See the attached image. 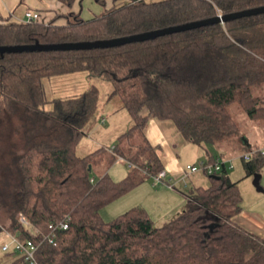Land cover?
<instances>
[{
  "label": "trees",
  "instance_id": "trees-1",
  "mask_svg": "<svg viewBox=\"0 0 264 264\" xmlns=\"http://www.w3.org/2000/svg\"><path fill=\"white\" fill-rule=\"evenodd\" d=\"M57 1L71 8L76 0ZM263 5L264 0H114L89 18L68 11L64 24L2 20L0 46L108 40ZM78 71L110 81L109 96L119 98L132 121L112 148L81 157L76 143L96 90L51 102L43 84L46 77ZM263 81L264 13L106 48L0 54V112L17 103L35 117L23 151H12L0 165V207L9 222L0 231L33 241L38 264H264V238L233 221L243 197L227 171L201 172L208 185L188 192L183 210L160 226L141 207L108 221L99 212L163 170L145 135L149 119L170 121L194 144H237L229 106L238 103L251 119L263 116V99L253 93ZM48 102L53 109L46 111ZM207 151L208 163L220 160ZM117 160L130 167L124 178L104 173L91 181L94 166ZM263 166L260 154L242 161L245 176ZM19 213L27 226L17 221ZM61 221L68 228L57 230L51 245L43 236ZM4 254L6 264H29L13 249Z\"/></svg>",
  "mask_w": 264,
  "mask_h": 264
},
{
  "label": "crops",
  "instance_id": "crops-1",
  "mask_svg": "<svg viewBox=\"0 0 264 264\" xmlns=\"http://www.w3.org/2000/svg\"><path fill=\"white\" fill-rule=\"evenodd\" d=\"M102 1L103 3L98 0H76L72 7L69 8L57 0H24L25 9H21V13H18L17 5L21 0H0V22L7 19L22 21L24 13L30 11L37 13L44 22L55 19V23L64 24L66 19L62 15L68 11L78 12L82 17L89 18L94 14H99L104 8H109L114 3V0ZM145 135L149 143L156 147V153L163 165V170L166 172L165 182L154 183L151 176L146 177L135 188L100 209V215L105 221L113 219L132 207L145 209L156 226H160L173 218L183 210L188 192L196 187L208 185L207 177L201 172L189 174L185 178V183L180 181V177L185 166L207 161V150L210 149L214 157L233 164V168L229 169L227 174L230 180L238 182L243 197L242 210L233 217V221L249 232L264 238V188H259L258 186L254 190L246 182L247 179L258 174L262 168L251 176H245L244 170L238 175H233L232 173L238 158L242 159L244 154L253 150H264V147L251 144L249 139L242 135H239L237 144L227 142L219 147L194 144L182 138L169 121L155 119H149L145 127ZM239 144L247 148L243 153L237 155L233 149ZM227 146H230L229 151H226ZM262 156L264 157V155ZM242 161L244 160L242 159ZM124 163L127 169L123 166L114 165L110 170L108 169L109 172L107 170L100 176L108 173L116 181L124 178L130 170L129 165L126 162ZM103 164L100 163L98 165L101 166ZM149 177L151 180H147ZM172 178L178 179H176V183L173 186H169L166 182ZM242 178H246V180L240 181ZM260 178L259 176L258 180ZM92 179L96 180L94 177ZM242 185L243 188L241 187ZM8 223L6 219H3L0 227L3 228ZM1 233L4 237L1 239L3 244L7 243L8 239L10 240L9 234L4 231H0Z\"/></svg>",
  "mask_w": 264,
  "mask_h": 264
},
{
  "label": "rangeland",
  "instance_id": "rangeland-1",
  "mask_svg": "<svg viewBox=\"0 0 264 264\" xmlns=\"http://www.w3.org/2000/svg\"><path fill=\"white\" fill-rule=\"evenodd\" d=\"M24 3V0H21L17 5L18 13H21V9H25L26 5ZM43 84L45 97L51 102L59 98H74L81 93L96 90V93L93 94L94 96L92 95L94 97L93 110L87 120L81 125V134L76 143L75 153L79 157L99 147L110 148L116 142L117 137L127 130L132 123L130 115L119 98L109 96L112 91V84L102 76L90 75L87 71H78L46 77L43 79ZM253 93L263 99L262 105L264 107V81L253 89ZM51 102H48L44 107L46 111L53 109V104ZM229 111L236 121L239 134L246 136L251 144L264 147V115L256 119H251L238 103H232L229 106ZM33 119H35V117L29 115L26 108L17 103H12L10 107L4 108L3 111L0 112V165L9 160L12 151H23L25 143L24 137L29 128L33 127ZM53 123L60 126L61 129H58L60 133V130L64 131V128L61 127L60 124L57 122ZM246 148L247 147H243L239 144L234 147V151L237 155H240ZM226 149V151H229L230 146H227ZM114 165L123 166L127 169L124 161L117 160L111 166L106 164L94 166L91 175L97 179L103 172H106L108 169L110 170ZM242 172V159L238 158L232 173L233 175H238V173L240 174ZM257 175L261 177L260 180H258L259 188H264V166L258 174L253 175L246 181L250 188L254 190H256L254 178ZM147 180H151L150 177ZM245 180L246 178H242L240 181ZM241 187L243 188V185ZM3 219L6 218L0 207V225L3 223ZM0 235V264H6L7 259L4 251L1 249L3 244V240L1 239L4 237L2 233ZM7 243L10 244L9 239Z\"/></svg>",
  "mask_w": 264,
  "mask_h": 264
},
{
  "label": "water",
  "instance_id": "water-1",
  "mask_svg": "<svg viewBox=\"0 0 264 264\" xmlns=\"http://www.w3.org/2000/svg\"><path fill=\"white\" fill-rule=\"evenodd\" d=\"M263 13H264V5L225 14V15H220V16L216 15L208 19L192 21L175 26H168L156 30H150L146 32H141L129 36L118 37L108 40L69 42V43H57V44H39L38 42H35L33 44H28V45L0 46V54L4 52L79 50V49L84 50V49H92V48H106V47L122 45L125 43H130V42H141L149 39H154L156 37L163 36L166 34L186 31L212 23H225L229 20L238 19L242 17H249ZM258 178H259L258 175L255 176L254 178V184L256 187H258Z\"/></svg>",
  "mask_w": 264,
  "mask_h": 264
},
{
  "label": "built area",
  "instance_id": "built-area-1",
  "mask_svg": "<svg viewBox=\"0 0 264 264\" xmlns=\"http://www.w3.org/2000/svg\"><path fill=\"white\" fill-rule=\"evenodd\" d=\"M220 16V14H218ZM39 18V15L35 12H30L27 11L24 13L23 20L22 21H31V20H36ZM264 155V150L258 149V150H253L249 153H246L242 156V159L244 161H248L252 158L254 155ZM233 168V164L231 162H225L223 160H216L214 162H200L197 164H189L185 166L181 173L180 181L185 183V178L192 173H197V172H204L206 175L210 176H217L221 174L223 171H228L229 169ZM166 177V172L165 170H161L157 175L151 176L152 180L154 183H161L165 182L164 178ZM176 179L178 178H172L169 179L166 183L169 186H173L176 183ZM93 182V179L91 180ZM185 185V184H184ZM17 221L20 224L23 225H28V222L26 218L19 213L17 215ZM68 228V224L65 221H61L56 224H50L48 226L49 232L44 235V239L48 241L51 245H56V240H55V232L57 230H65ZM33 232L39 233V230L36 228L33 229ZM10 237V244L9 243H4L1 247L2 251L6 252L9 251L10 249H13L14 251L19 252L21 255L24 256V259L29 263V264H38L37 259H36V250H37V245L33 243L31 240H27L25 242H22L18 240L15 236H12L9 234Z\"/></svg>",
  "mask_w": 264,
  "mask_h": 264
}]
</instances>
